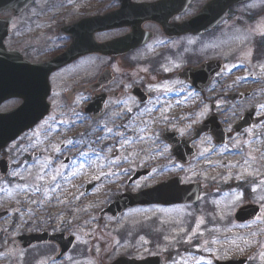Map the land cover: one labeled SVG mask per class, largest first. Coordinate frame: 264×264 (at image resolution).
I'll return each mask as SVG.
<instances>
[{
	"label": "flooded vegetation",
	"instance_id": "1",
	"mask_svg": "<svg viewBox=\"0 0 264 264\" xmlns=\"http://www.w3.org/2000/svg\"><path fill=\"white\" fill-rule=\"evenodd\" d=\"M215 1L14 0L13 9L6 8L0 11V32H3L1 26L4 25L6 36L3 45L6 53H16L31 64L41 63L32 56L36 51L49 52L44 60L48 61L65 52L74 40L85 45L87 48L84 49L91 48L88 44L107 46L108 52L87 53L53 73L49 79L51 87L48 99L51 109L49 116L33 131L6 146L0 153V160L4 159L12 170L7 154L15 153L19 142L21 146L25 144L33 146L34 138L29 137L43 127L44 131L37 139L41 141L40 144L46 153L33 151L37 153L34 160L47 157L50 163L57 164L60 161L63 167H70L76 155L68 157L65 153L74 150V145H69L65 139L66 143H60L57 149L54 148L51 152L53 140L59 134L52 126L56 122L51 121L55 107L63 113V116L55 118L62 117L64 122H72L74 127L80 125L78 120H83L84 117L94 122L102 120L105 116H108L106 118L109 121L117 120L124 114L129 117L139 109L151 105L154 95L150 88L158 82H170L171 79L186 86L193 93V97L196 94L204 100L212 94L210 99L214 102L210 105L215 108L221 124L224 123V119L226 121L230 119L229 109L221 105V101L226 103L228 95H237L234 103H229L230 106L235 105L236 122L249 110L255 109L250 128L233 135L229 133L228 136L227 144L235 136L237 150L242 152L245 146L250 145L251 139L248 134L259 127V131H264V115H260L259 107L245 106L246 102L255 98L254 90L245 89L246 83L253 79L252 72L256 71L250 66L260 65L264 61V3L259 4L262 0H248L231 6L223 16H220L214 11ZM36 9L43 13V17L49 10L58 11L56 15L58 19L41 21L38 19L40 15L33 13ZM39 23L55 25L50 26L49 32L43 35L40 31H35V26ZM258 23L262 25L263 33L259 32ZM231 32L239 36L240 43L246 39L255 47L259 43L263 46L261 52L251 54L249 64L243 66L235 64L234 72L241 73L237 83L228 82L225 76L227 61L223 54L226 52L225 44L232 36ZM51 40L54 41V46ZM45 43L50 44L48 48L51 51L47 52L41 45ZM240 59L242 61L241 56ZM210 63L222 66L221 72L206 83L208 85L206 90L196 91L202 89L203 84L195 83L194 78L188 76L190 74L185 71L198 70ZM245 70L248 71L247 77L244 75ZM102 75H107L108 82L99 87V78ZM63 84L64 89L62 91L59 89L60 92L57 93V86ZM98 98L104 99L101 114L85 115L84 108ZM20 102L17 98L5 100L0 103V112H8ZM11 103L14 105L10 109H2ZM126 105L132 108L123 112L122 109ZM185 114L183 121L192 115L188 112ZM208 115L205 114V118ZM178 120L170 119L166 126L156 128L160 136L170 133L179 135L184 129ZM174 123L176 127L172 125ZM131 133L130 135L135 136L138 134L134 131ZM191 134L182 138H189ZM204 138L213 145L209 137H203L199 142ZM213 148L215 150L216 146ZM66 160L68 162H65ZM144 170L149 171L147 177L152 175L150 169ZM75 182L76 180H54L48 187L52 189L59 187L60 193L61 187ZM0 192H3V189H0ZM76 197L68 198L69 210L59 205L63 203L64 197L55 194L37 196L34 206L11 205L9 208L0 209V264H86V262L99 264V254L91 249L95 244L83 242V239L90 240L92 236L80 237L82 223L78 219L83 217L82 213L75 210L78 208ZM85 215L89 216L87 212ZM97 219L118 220L109 216ZM117 254L102 260L101 264H114L122 258L140 261L147 257H160L156 254L143 257ZM162 261L165 264L163 257Z\"/></svg>",
	"mask_w": 264,
	"mask_h": 264
},
{
	"label": "rangeland",
	"instance_id": "2",
	"mask_svg": "<svg viewBox=\"0 0 264 264\" xmlns=\"http://www.w3.org/2000/svg\"><path fill=\"white\" fill-rule=\"evenodd\" d=\"M263 3L264 0L259 1V4ZM51 11L46 12L44 17L38 9L33 13L39 14L41 21L57 20L59 12ZM53 25L39 23L35 31L44 35ZM257 27L263 33L260 23ZM230 35L223 54L227 61L225 76L228 82L237 83L241 73L234 72L235 64H249L251 54L261 52L263 48L255 47L246 39L240 43L239 36L234 32ZM53 42L51 40L54 46ZM41 45L47 52L51 51L48 48L50 44ZM48 54L36 51L32 56L42 62ZM250 67L256 71L252 72L253 79L246 83L245 89L254 90L255 98L246 102L245 106H258L260 115H264V61ZM244 75L247 77V70ZM169 81L158 82L150 88L154 95L151 105L129 117L124 114L117 120L109 121L105 116L94 122L84 117L78 120L80 125L74 127L72 122H64L62 117L55 118L63 116L60 109L55 107L51 121L56 122L52 126L59 134L53 140L51 152L66 139L69 145H74V150L65 155H76L74 162L70 167H63L60 161L53 164L47 157L40 160L31 158L33 151L46 153L37 139L44 131L40 127L29 137L37 139H32L35 146H21L19 142L15 153L7 154L13 169L6 177L0 175V189H3L0 192V209L11 205L34 206L37 196L55 194L64 197L59 205L69 210L68 198L77 196L78 208L75 210L83 217L78 219L82 223L80 237L92 236V240L83 239V242L95 244L91 249L99 254V264L117 253L132 257L161 255L166 258L165 264H214V260L240 258H246L247 264H264V131H259V127L248 134L251 142L242 152L237 150L235 136L226 147L215 150L205 139L197 144V154L188 164L178 163L156 128L166 126L170 119H179L181 127L188 132L181 130L179 135L190 134L193 126L204 121L205 114L210 112V103L214 101L210 99L212 94L204 100L196 94L193 97L186 86L173 79ZM64 87L65 84L57 86V93ZM221 104L229 109L230 116L223 126L233 135L231 127L236 120L235 106L223 101ZM13 105L11 103L2 109H10ZM129 106L126 105L122 111L132 108ZM186 112L192 115L183 121ZM100 123L103 124L99 126ZM172 125L176 127V123ZM131 131L138 134L130 135ZM115 151L117 156L112 158ZM141 169H150L152 175L126 185L128 177ZM173 178H180L185 185H200L202 193L198 204L193 207L136 209L118 220L97 219L100 218L99 211L115 196L125 192L137 193ZM54 180L76 182L64 185L58 193L59 187H48ZM92 182H96L97 186L85 197L83 187ZM246 203L258 205L261 212L255 221L239 226L233 222L232 216ZM86 212L89 216L85 215Z\"/></svg>",
	"mask_w": 264,
	"mask_h": 264
},
{
	"label": "water",
	"instance_id": "3",
	"mask_svg": "<svg viewBox=\"0 0 264 264\" xmlns=\"http://www.w3.org/2000/svg\"><path fill=\"white\" fill-rule=\"evenodd\" d=\"M246 1L248 0H216L213 4L214 11L223 16L231 6ZM13 2L14 0H0V11L6 10V8L13 9ZM1 29L3 32H0V103L8 99L17 98L21 101V104L8 113L0 114V151L22 134L33 129L48 116L50 111V105L47 102L50 95L48 79L53 72L87 53L99 52L107 54L108 52L107 46L88 44V47L95 48L92 51L91 48L84 49L87 48L85 45H82L80 41L74 40L67 51L56 58L43 64H29L23 61L16 53H6L3 45V40L6 36L4 25L1 26ZM219 70L220 66L217 63H210L198 70H187L185 72L190 74L188 76L194 78L195 83H202V89H204L208 86V81ZM106 77L107 75H102L99 80V87L108 82ZM235 98V96L230 97L231 100H235ZM103 103V98L96 99L95 102L84 109V113L89 115L100 114ZM251 117L252 113H248L242 119V122L234 127L235 132H238L240 127L248 126V120ZM204 134L211 135L216 145H223L227 137L218 124L217 119L208 117L201 126L195 128L194 136L190 140L179 141L175 139L174 135L163 136V140L173 146L172 155L179 162L187 163L189 158L195 154L194 150L190 148L191 143ZM33 157H36V155H33ZM7 170L6 163L1 161L0 173L5 175ZM147 174L148 171L136 172L127 184H131ZM94 186V183L85 186L84 193H88ZM199 196V185L184 186L181 185L180 179H173L137 194L125 193L115 197L114 202L102 211L101 215L110 214L116 217L125 210L136 206L193 205L198 202ZM258 213V207L253 205L244 206L235 212L233 220L238 224L246 223L254 220ZM246 262V259H241L229 262L215 261V264H246ZM120 264H160V262L159 259L155 258L137 263L132 261Z\"/></svg>",
	"mask_w": 264,
	"mask_h": 264
},
{
	"label": "snow or ice",
	"instance_id": "4",
	"mask_svg": "<svg viewBox=\"0 0 264 264\" xmlns=\"http://www.w3.org/2000/svg\"><path fill=\"white\" fill-rule=\"evenodd\" d=\"M81 167H83V165H81Z\"/></svg>",
	"mask_w": 264,
	"mask_h": 264
}]
</instances>
